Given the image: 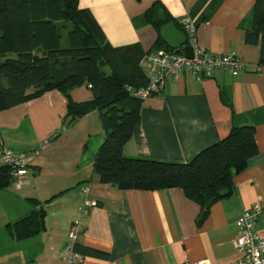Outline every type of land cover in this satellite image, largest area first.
<instances>
[{
  "label": "crops",
  "instance_id": "crops-1",
  "mask_svg": "<svg viewBox=\"0 0 264 264\" xmlns=\"http://www.w3.org/2000/svg\"><path fill=\"white\" fill-rule=\"evenodd\" d=\"M156 1L175 22L190 18L196 24L200 48L212 55L234 52L245 66L237 75L215 69L201 81L185 72L143 99L141 121L124 146L125 155L189 162L241 125L256 127L258 154L234 173V191L215 201L200 220V203L179 187L125 190L101 182L94 170L106 140L99 112L68 124L69 97L58 89L46 91L0 111V154L4 147L24 153L28 169L25 185L0 190L16 203L4 219L7 248L0 264H67L65 249L76 220H81L76 242L109 256L82 255V264H234L240 257L233 243L237 219L264 200V65L260 46L245 42L256 0H79V5L91 11L112 46L137 45L147 52L160 35L146 18ZM70 98L81 103L94 94L83 84ZM29 198L44 204L46 227L15 240L6 225L33 210ZM254 228L264 236V215Z\"/></svg>",
  "mask_w": 264,
  "mask_h": 264
},
{
  "label": "trees",
  "instance_id": "trees-1",
  "mask_svg": "<svg viewBox=\"0 0 264 264\" xmlns=\"http://www.w3.org/2000/svg\"><path fill=\"white\" fill-rule=\"evenodd\" d=\"M146 18L159 34L164 24L174 21L160 1L147 9ZM175 24L183 29L181 23ZM63 29L68 30V46L62 44ZM245 42L260 46L259 64L264 65V0L255 1ZM157 48L171 49L161 35L150 50ZM144 53L137 45L112 46L79 0H0V111L39 98L49 90L62 91L69 97L68 124L92 110L99 112L106 140L99 148L94 170L101 182L125 190L179 187L200 203L203 220L215 201L234 191V173L258 154L256 127L233 126L225 137L189 162L125 155L124 146L141 121L143 99L128 87L148 83L140 65ZM83 84L91 85L94 99L74 102L70 93ZM13 182L11 168L0 164V190ZM28 200L33 210L6 225L15 240L46 227L44 204L35 198ZM74 250L81 256L109 257L76 241Z\"/></svg>",
  "mask_w": 264,
  "mask_h": 264
},
{
  "label": "built area",
  "instance_id": "built-area-1",
  "mask_svg": "<svg viewBox=\"0 0 264 264\" xmlns=\"http://www.w3.org/2000/svg\"><path fill=\"white\" fill-rule=\"evenodd\" d=\"M181 25L187 35L188 43L194 46L193 57H188L183 51L172 48H157L145 52L140 65L148 77V83L138 88L128 87V90L138 98L146 99L160 92L168 81L180 79L185 72L193 73L201 81L203 74L210 76L218 68L226 69L233 75L239 74L244 68L245 62L234 52L212 55L200 48L197 44V27L190 18L182 19ZM0 164L11 168L13 183L17 188L28 182L24 153L4 147L0 154ZM88 206L90 204L87 202L81 209L83 217L89 212ZM263 215L264 200L245 209L237 219L238 235L233 243L240 257L234 264H264V236H261L254 228L256 220ZM80 232L81 220H76L69 231L70 241L65 249L64 261L67 264H78L82 260V256L74 250V243ZM188 264L208 263L198 261Z\"/></svg>",
  "mask_w": 264,
  "mask_h": 264
},
{
  "label": "water",
  "instance_id": "water-1",
  "mask_svg": "<svg viewBox=\"0 0 264 264\" xmlns=\"http://www.w3.org/2000/svg\"><path fill=\"white\" fill-rule=\"evenodd\" d=\"M160 35L164 42L172 49L181 50L188 57H193L194 46L188 43L186 33L174 21L164 24L160 28ZM205 77V74H203Z\"/></svg>",
  "mask_w": 264,
  "mask_h": 264
},
{
  "label": "rangeland",
  "instance_id": "rangeland-1",
  "mask_svg": "<svg viewBox=\"0 0 264 264\" xmlns=\"http://www.w3.org/2000/svg\"><path fill=\"white\" fill-rule=\"evenodd\" d=\"M61 33L63 46H68V30L63 29ZM11 187H14L13 190L16 191V185L12 183ZM13 201L14 199L10 200L4 193H0V254L2 253V251L6 250L5 248H7L4 243V241L6 240H4L2 237L4 232V219L9 216L11 211L14 209L16 203H12Z\"/></svg>",
  "mask_w": 264,
  "mask_h": 264
}]
</instances>
